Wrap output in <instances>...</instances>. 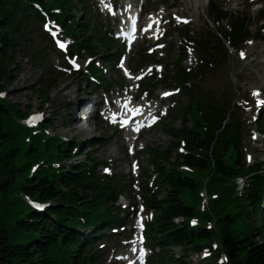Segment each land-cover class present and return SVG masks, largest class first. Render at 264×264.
Returning <instances> with one entry per match:
<instances>
[{
	"label": "trees",
	"instance_id": "trees-1",
	"mask_svg": "<svg viewBox=\"0 0 264 264\" xmlns=\"http://www.w3.org/2000/svg\"><path fill=\"white\" fill-rule=\"evenodd\" d=\"M44 1L0 0V90L19 71L14 53L27 37L28 9L31 3L44 5ZM52 2L54 7L65 11L63 19L64 23L70 21V33L80 35L79 46L92 52L94 47L90 38L94 30L89 27L85 16L77 20L74 14L83 0ZM222 14L227 16V13ZM228 16L234 22L227 37L237 41L249 35L247 26L251 20L247 14ZM205 41L209 45L205 53L212 61L221 60V40L216 36L214 39L205 37L201 43ZM110 44L109 39H102L103 46L110 47ZM27 60L33 62L36 57L30 54ZM182 78L184 80L186 76ZM40 96L48 102V92ZM30 110L29 106L28 110L20 111L17 103L0 99V264H98L95 256L83 245L85 238L80 232L88 227H98L92 234L95 236L103 226L118 220L112 215L116 189L110 180L100 183L95 174V163L89 153L82 150L78 153L85 158L82 164L73 162L59 170L53 169L51 163L71 160L74 142L68 144L58 137L42 134L32 136L30 130L24 129L17 121ZM180 113L182 119L184 115H190L191 128L185 125L184 119L181 129L172 130L170 134L173 139L184 137L190 153H175L173 158L166 152L163 157L157 150L150 151L158 171V182L162 183L161 189L148 199L156 209L154 223L148 231L150 239L165 248L180 247L187 252L188 247L197 250L201 246L197 240L203 242L209 236L204 229H192L187 223H173L175 218L198 213L196 191L202 182L195 176V179L186 177L178 169L179 164H185L207 171L211 191H219L223 196L211 204L210 214L204 216L215 222L229 264H264V223L255 213L260 191L264 188V174L260 164L250 169L241 164L238 123L232 115L226 118L227 105L221 102L206 103L202 117L192 102L180 108ZM203 121L208 123L206 131ZM47 124L52 126L53 119ZM176 146L177 143H171L166 151ZM40 162L45 166L31 174V165ZM207 175L199 170L197 177ZM237 176H245L248 180L242 198L232 196L235 192L233 181ZM23 196L37 201H55L56 204L46 210V215L38 214L31 210ZM80 217L84 219L83 223ZM185 259L186 256L177 259L171 251L158 256L161 264H185Z\"/></svg>",
	"mask_w": 264,
	"mask_h": 264
},
{
	"label": "rangeland",
	"instance_id": "rangeland-1",
	"mask_svg": "<svg viewBox=\"0 0 264 264\" xmlns=\"http://www.w3.org/2000/svg\"><path fill=\"white\" fill-rule=\"evenodd\" d=\"M176 3L178 4L177 9L179 11L183 8V10L187 12L188 16L194 18L196 35V31L202 27V23L206 22L207 8L205 7H207V0H196V2H193V0L191 2L189 0H177ZM219 4H221L224 9L232 13H249L253 17L257 16L260 9L264 10V3L261 5V7L258 5H252L249 0H219ZM261 24V22L253 24L250 28L251 33L256 35ZM263 34L264 30H260V35ZM167 41L171 44L177 43L178 40L176 38V34L171 33V36L167 39ZM30 44L32 47H35L36 45L38 46L40 44L39 38H35L33 42H30ZM27 47H29V45L21 46L15 52V64L19 65L20 67L19 71L15 73L11 79L5 82V101L8 103H17L19 105L20 111L28 110L29 106L31 107L30 112L43 111L46 119H53L54 123L51 128V134L56 133V135L59 136H66L67 138L73 139L75 138L76 142L80 144V149L84 153L89 152V157H94L98 161H103L107 158L117 159L114 172L117 174L128 175L127 162L120 161L121 157L123 156V152L119 147V144L115 143V137L110 138L111 134L106 133V137L108 139L107 145L105 147L94 146L93 140L98 138L100 135V128L95 124L96 120L93 116L94 113L92 110V103H90V100L95 96L89 97V94L87 93L78 94L76 96L77 99L83 97L89 101L87 103V107H89L87 131L82 133L81 127L76 125L74 121V116L76 114H73V110L78 108V105H75L74 103L75 100L68 97H63L62 100H60L58 95L59 92L65 87H69L73 91L75 87L78 86L80 88H84L83 82L81 80L76 81V79H70L68 82L62 83L57 79L54 81V85L48 91V102L43 101L40 97V91L43 88L41 81L42 79L48 77L45 76L48 73L47 68L52 66L51 63L48 62L47 66L35 67L25 58ZM175 49H172V54L170 55L172 60L175 58ZM247 52H249L248 55H250V58L246 62H240L233 52V55H230L227 66L222 71L226 76L229 74L237 84L240 82L242 94L251 88H255L264 84V36L259 39H253V44L246 49V53ZM18 76H22V81L18 84L20 87V93L12 94L10 90L16 83ZM206 84L208 89H215V85L211 79H208ZM93 95L96 94L93 93ZM239 96L240 95H237V97ZM183 101L186 102V99ZM69 103L71 104L70 108L67 106ZM77 115L79 116L80 113ZM174 127L179 128V123L175 122ZM142 139L145 142L147 150L149 148L166 150L168 145L173 142L172 137L164 132L162 125H159L154 130L144 134ZM175 151L177 152V150ZM256 151L264 153V141L259 140V142L251 145V154L253 156L252 161L260 155H257ZM139 157L141 167H143L144 170H151V167L148 163L149 156L147 152L139 154ZM83 159L84 158L82 156H77L71 162L81 161ZM71 162L66 161L64 164L69 165ZM172 251L178 258L185 255V252L180 248L172 249ZM194 259H196L194 254L190 253L187 263L196 264Z\"/></svg>",
	"mask_w": 264,
	"mask_h": 264
},
{
	"label": "bare ground",
	"instance_id": "bare-ground-1",
	"mask_svg": "<svg viewBox=\"0 0 264 264\" xmlns=\"http://www.w3.org/2000/svg\"><path fill=\"white\" fill-rule=\"evenodd\" d=\"M237 1V0H236ZM22 81V76H18V79L16 80V83L13 85V87L11 88L10 92L12 94H19L20 93V87H19V82ZM79 94V88L75 87L74 91L69 88V87H65L63 90H61L59 92L58 98L60 100H62L63 97H68V98H72L74 100H77L76 96ZM95 100V99H94ZM91 101L92 104L96 105L95 101ZM89 101H87V99L80 97V103L78 105V108H76V110H73V114L74 116V121L76 125H79L81 127V131L84 130V132L87 131V126H88V120H89V107H87V103ZM80 111V112H79ZM80 113V115L78 116L77 114ZM109 150V149H107Z\"/></svg>",
	"mask_w": 264,
	"mask_h": 264
},
{
	"label": "snow or ice",
	"instance_id": "snow-or-ice-1",
	"mask_svg": "<svg viewBox=\"0 0 264 264\" xmlns=\"http://www.w3.org/2000/svg\"><path fill=\"white\" fill-rule=\"evenodd\" d=\"M179 19V18H178ZM185 22H187V21H185ZM45 27L47 28V25H45ZM53 34V36H55V33L53 32L52 33ZM61 47H63V44H61L60 45ZM241 57H243V52H241ZM253 95L255 96V95H258V92H254L253 93ZM262 103H264V101H261ZM114 122V121H113ZM193 223H195V221H193Z\"/></svg>",
	"mask_w": 264,
	"mask_h": 264
},
{
	"label": "water",
	"instance_id": "water-1",
	"mask_svg": "<svg viewBox=\"0 0 264 264\" xmlns=\"http://www.w3.org/2000/svg\"><path fill=\"white\" fill-rule=\"evenodd\" d=\"M1 108H2V106H1Z\"/></svg>",
	"mask_w": 264,
	"mask_h": 264
}]
</instances>
